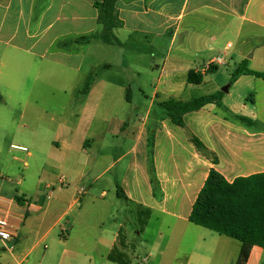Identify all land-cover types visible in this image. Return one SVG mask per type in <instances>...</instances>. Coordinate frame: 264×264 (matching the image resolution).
I'll use <instances>...</instances> for the list:
<instances>
[{"label":"crops","instance_id":"crops-1","mask_svg":"<svg viewBox=\"0 0 264 264\" xmlns=\"http://www.w3.org/2000/svg\"><path fill=\"white\" fill-rule=\"evenodd\" d=\"M96 1L100 0H0V49L27 51L56 64L63 57L72 59L69 50L51 49L61 38L98 31ZM116 11L123 22L114 30L121 43L115 45L123 59L122 74L132 71L141 76L132 68L150 56L147 72L157 81L150 105L145 114L137 106L131 112L125 107L119 115L109 109L104 112L106 117H101L100 105L110 104L106 100L119 98L120 104H133V93L126 86L129 82L111 91L110 80L93 79L84 94L90 75H81L77 86L63 92L75 105L70 112L50 116L54 137L46 144L47 182L38 175L36 186L23 189L21 195L10 181L0 183V215L8 218L13 233L7 243L0 239V252L5 251L0 264H29L33 252L43 245L39 264L50 254L53 264H121L119 255L122 264H235L241 245L238 254L228 255L226 236L205 237L198 231L188 253L183 249L184 240L195 227L202 228L189 218L212 169L230 183L264 173V81L257 77L252 81L247 78L252 75L241 74L230 78L226 92L216 86L212 94L223 93L222 105L186 114L184 128L175 125L160 104L191 101L188 95L195 85L188 81L190 70L204 74L211 63L218 68L230 66L225 51L232 44L222 46L221 42L231 38L244 43L263 33L264 0H121ZM181 31L187 38L175 46ZM169 34L170 43L164 46ZM32 40L27 48L25 43ZM160 64L163 71L156 77L153 68ZM5 66L1 62V67ZM103 66L110 68L111 64ZM74 68L79 71L81 65ZM2 74L14 85L19 81L10 72ZM249 101L253 109L250 117L240 112ZM94 122L96 128L106 124L100 134L92 127ZM23 128L34 138L28 144L30 150L23 152L32 159L39 148L37 132L30 131L32 127L26 123ZM190 135L203 143L217 164L196 149ZM95 148H101L98 156ZM106 151L115 155L98 164L100 158H107ZM24 165L29 168L30 161L25 160ZM97 165L103 167L92 178L93 184L114 173L102 195L109 198L115 186L116 197L123 200L127 213L119 224L107 226L105 217L95 218L87 210L86 199L92 196L85 187ZM15 185L20 187L23 182ZM119 187L125 198L117 194ZM153 217L159 220L155 239L144 258H137L136 245L149 242L146 236ZM113 251L115 260L109 258ZM246 264H264V249L254 246Z\"/></svg>","mask_w":264,"mask_h":264},{"label":"rangeland","instance_id":"rangeland-1","mask_svg":"<svg viewBox=\"0 0 264 264\" xmlns=\"http://www.w3.org/2000/svg\"><path fill=\"white\" fill-rule=\"evenodd\" d=\"M100 29L101 26L98 27V31H95V33H100ZM79 36L84 35H72L61 38L57 43V47L51 49V52L58 50L63 53L69 50L72 55H74V58L68 59L67 61L63 57L58 64H56L54 60L52 62L51 59L42 60L27 51L15 53L12 49H0V71H2L0 73V183L3 181H10L12 185L14 184V188L17 189L20 195L23 189L30 190L36 186L38 175L42 177L44 182H47L46 180L49 175L44 171L47 149L46 144L51 143L54 137V128L53 124L50 122V116L52 114L59 115L74 110L73 105H75V103H70L63 92L77 86L81 75H90L94 81L100 79L110 80V83H112L111 86H113L111 91H117L116 85L129 82L126 86H130L133 93V104H120L119 98L106 100V104H110L107 106L103 104L100 105L99 110L101 111H99V114L101 117H106L104 112H107L106 110L109 109L112 113L119 115V112L123 111L125 107L129 108L131 112V109L137 106H140V112L145 114L150 105V100L153 98V91L157 81H154L147 72L150 56L138 61L137 65L132 68L134 71L135 69L140 71L141 76L134 75L132 71H128L127 74L125 73V75H123L122 72H124V69L120 67L123 59L119 55L118 46L115 44L107 45L100 40H92L88 48L84 44L72 43V41ZM171 36V34L166 36L167 39L166 42L163 43L164 46L170 43ZM186 38L187 34L181 31L175 41V46L180 45ZM150 39H152V37H150ZM228 42L232 44V48L225 51V53H227L229 58L228 62H230V66L221 65L215 73L208 74L204 78V83L201 86H191V92H189L188 95L191 100L212 94L215 92L216 86H218L220 90H223L230 84V78L234 76L238 68H248L256 72H264V32H258L244 43H239L237 40L231 38L224 39L221 45L225 46ZM33 43L32 40L25 44L26 47L29 48ZM239 53L242 55H239ZM82 56H84V58H82ZM1 62L6 63V68L1 67ZM69 62L72 65H68ZM130 62L131 64L134 63L131 60ZM105 63L111 64V67H104L103 65ZM80 65L81 68L79 71L74 68ZM213 65L215 64L211 63L207 65V67H205V72ZM153 71L156 77H158L163 71V66L160 64L159 68H153ZM8 72H10V75L19 77L17 84L14 85L12 81L6 78V75L2 74ZM247 78L252 81L256 79L253 76H247ZM140 90H142V92ZM115 95L118 96L116 93ZM248 98L250 99L252 97ZM93 102L94 107L91 109L94 110L96 109V100ZM249 104L250 101L247 103L246 109L244 107L240 108V112L250 117L253 109L249 108ZM91 112L92 111H90L89 114ZM22 113L24 114V118L20 119ZM24 123L32 127L30 131L35 130V132H37V143L39 144V148L33 156L34 159H28L25 153L12 149L13 145H17L24 146L30 150L28 144L30 141L34 140V138L28 129L24 130ZM97 125L98 124L94 122L92 127L96 128ZM105 125L106 124H103V127L100 125V128L97 127L96 133L100 134ZM108 138L115 141L112 137L108 136ZM95 149V153L98 156V152L101 151V148ZM104 153H106L107 158L103 161L100 158L98 164L108 162L111 156L115 155L113 152L106 151ZM25 160L30 161L29 168L25 167ZM100 167L103 166L97 165L96 168H94L92 177L85 187L92 196L91 199H86V207L88 211H92L91 214H93L95 218L105 217L107 226L114 225L115 223L119 224L127 213L124 212L125 207L123 200L116 197L115 186L112 185L113 189L111 190L109 198L104 199L102 195L103 190L107 188L105 186L107 180L113 177L114 173L108 174L104 180H100L93 184L92 178L101 172ZM24 176L25 179H23ZM19 180L23 182V185L20 187L15 185ZM158 223V218L153 217L149 220L150 229L146 237L150 240L149 242H146V240L142 242L138 241L135 253L137 258H144L143 256L145 253L149 252L148 247L150 248L152 241L155 239L154 227ZM195 229L197 230L188 233L184 240L185 246L183 249H185V253L192 250V243L195 238L198 237V231H201L199 235L205 237H219V235L205 228L195 227ZM224 239L228 241L226 246L227 254H238L240 243L230 238ZM0 244L1 248H3L1 241ZM43 251L44 245L36 249L30 257L29 264L41 263ZM133 254L134 253H132V255ZM0 255L4 256L5 251L1 250ZM132 255L130 254L131 259H133ZM137 258L134 260L138 261ZM181 262L184 263L182 260ZM53 263L54 261L51 254L47 255L43 260V264Z\"/></svg>","mask_w":264,"mask_h":264},{"label":"trees","instance_id":"trees-1","mask_svg":"<svg viewBox=\"0 0 264 264\" xmlns=\"http://www.w3.org/2000/svg\"><path fill=\"white\" fill-rule=\"evenodd\" d=\"M119 1L121 0L96 1L95 7L99 9L98 24L101 26V32L79 36L72 43L87 45L92 40H100L107 45L121 44L114 35V30L123 26L116 11ZM217 70L218 67L215 65L204 74L190 70L188 81L198 86L203 83L205 76ZM241 74L252 75L264 81V72H256L248 68H238L233 78ZM92 82L93 78L89 77L82 93L89 92ZM222 98L223 93H218L201 96L189 102L168 101L161 103L160 107L175 125L184 128L186 114L201 110L208 105L221 106ZM190 139L202 155L217 164V159L212 157L199 139L192 135ZM117 194L125 198L120 187L117 188ZM189 221L239 242L241 248L235 264H246L254 246L264 249V173L239 177L230 183L221 173L212 169L193 205ZM114 254L116 253L113 251L109 256L111 260H115ZM119 263L122 264L120 255Z\"/></svg>","mask_w":264,"mask_h":264},{"label":"built area","instance_id":"built-area-1","mask_svg":"<svg viewBox=\"0 0 264 264\" xmlns=\"http://www.w3.org/2000/svg\"><path fill=\"white\" fill-rule=\"evenodd\" d=\"M12 149L21 152H28V149L24 146L13 145ZM0 239L1 241L7 243L13 239L12 226L8 218L0 215Z\"/></svg>","mask_w":264,"mask_h":264},{"label":"water","instance_id":"water-1","mask_svg":"<svg viewBox=\"0 0 264 264\" xmlns=\"http://www.w3.org/2000/svg\"><path fill=\"white\" fill-rule=\"evenodd\" d=\"M223 91H224V92H226V91H227V89H224Z\"/></svg>","mask_w":264,"mask_h":264}]
</instances>
